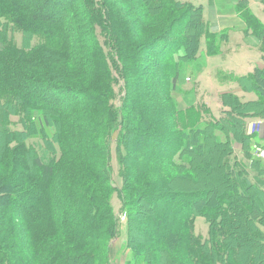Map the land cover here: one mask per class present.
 <instances>
[{
    "label": "trees",
    "instance_id": "1",
    "mask_svg": "<svg viewBox=\"0 0 264 264\" xmlns=\"http://www.w3.org/2000/svg\"><path fill=\"white\" fill-rule=\"evenodd\" d=\"M142 1L128 17L108 0H0V22L38 38L21 49L0 38V264H109L121 233L115 193L128 216L126 264H264V181L235 152L264 167L246 131L264 100L223 94L221 117L206 118L184 85L226 35L210 31L202 5ZM237 8L264 50V22L247 0ZM252 78L264 99V68ZM184 91L182 108L174 96ZM207 145L223 190H205V173L184 176ZM198 217L207 239L195 234ZM245 228L252 251L233 242Z\"/></svg>",
    "mask_w": 264,
    "mask_h": 264
},
{
    "label": "rangeland",
    "instance_id": "2",
    "mask_svg": "<svg viewBox=\"0 0 264 264\" xmlns=\"http://www.w3.org/2000/svg\"><path fill=\"white\" fill-rule=\"evenodd\" d=\"M97 1V0H95ZM188 1V0H187ZM190 2H192L194 5H204L205 6V15L207 18V13L209 11V9L211 8L210 6V2L211 0H189ZM109 4L111 3H115V6L119 7L120 9L125 8L128 9L131 8L132 10L130 14H128V17H132L134 16V12L133 10L136 7V4L143 2L142 0H132V2L134 3V5L132 7H130V5L127 4V0H108ZM117 3V4H116ZM138 7L140 8V5L138 4ZM254 14L260 18V16H262L264 14V8H258V10H253ZM123 15H120L121 19H125L122 17ZM230 35H232V30L228 31ZM99 33V31H98ZM5 37L6 41H8V43L12 44L15 43L18 49H21L23 47H28L31 44H35L38 41V38H35V36L31 35V34H27L26 32H24L23 30L13 26L12 24L6 22V19H3L0 22V38ZM76 39V38H75ZM230 41L227 42L225 44V42H223L221 44V52L214 56V57H210L208 56V58L205 60V66L206 69H204L203 73L201 74L203 76V80L200 82L199 86L197 85L196 87V79L198 77L199 74H196V72L193 69L189 70V73L192 74V78L193 80L190 79V81H186L185 85H184V89L185 91L190 94V98L191 95H193V90L195 91V97H196V101H195V106H197L201 111H204V116L206 118H210V114H213V116H215L214 114H218L217 113V109L219 108L217 103L215 101V98L218 97V92L220 90L225 89V87H221L220 85L223 83H228L230 82L231 79H235V71L233 70V57H234V53H233V49H234V41L232 36H230ZM55 57V56H54ZM160 67H167V66H162V64L160 63ZM160 67H155L154 72L156 74H158L159 72H161L162 68ZM160 68V69H159ZM213 76H217V80L213 77ZM221 78V79H219ZM231 78V79H230ZM122 83L121 82H117L115 84V96L116 97L114 99V101L119 105L120 104V95L122 94ZM220 84V85H219ZM230 88V87H227ZM197 89V91H196ZM184 91V93H177L174 96V99L176 101V103L184 108L187 106V103L190 102L189 99H187L184 95L186 94ZM187 94V95H188ZM264 105V104H262ZM261 106V105H260ZM211 111V112H210ZM219 111V110H218ZM14 122H17V117H13L12 118ZM118 134L114 133L113 134V143H112V169H111V176L113 178V182L116 186L118 187H122V178L120 177L119 174V164L117 162V155H116V140H117ZM238 145V143H234V146ZM212 145H207L206 148L204 149V151L201 153V155L197 158L196 162H194L195 165L198 161H199V165L200 168L195 169L193 171H189L187 170L185 172L186 177L191 178L192 180H195L196 182L200 181V180H204V177L201 176L203 173H205V180L208 181V185L204 187V189H208L211 190L212 189H221L223 190L224 188V181L225 178L223 177V175L221 174L222 171H220V167L219 164L217 162V156L215 154H212V150L215 149V151H218L216 149V147L212 146ZM240 148L241 146L238 145ZM239 148L235 147V152L237 153V155H239V158L242 160L243 165L245 166L246 170L252 174L253 176H255V174L258 176L257 179L259 180H263L264 181V167L259 165V168H254L252 165V160L248 157H246L245 155H243L242 153H238ZM259 152H262V155L264 154V146L261 150H258L257 148H255V146L253 147V151H252V155L256 158H261L264 161V158L258 156L257 154ZM218 153V152H217ZM222 161V160H221ZM201 170V173H200ZM192 175V176H191ZM194 177V178H192ZM203 178V179H202ZM181 183V182H179ZM178 183V184H179ZM186 185V184H184ZM262 186L264 187V184H262ZM189 189V188H186ZM112 204L115 208L116 213L121 211V201L118 197V195L115 193L112 197ZM261 208V207H260ZM261 210V209H260ZM127 214L124 217V219L120 218V227H121V231L125 230V226L127 223ZM196 225H195V234L196 235H200L202 236L203 239H207L208 235V231H209V226L208 223L206 221V219L204 217H198L196 220ZM245 234H249L248 229H237V232L235 233L236 238L233 241L234 245H237L239 242H243L246 245H249L251 248V251L254 250V244L251 243L250 240H246L244 239ZM246 241V242H245ZM129 250V249H128ZM228 258H230L228 256ZM249 264V263H247ZM262 264V263H261Z\"/></svg>",
    "mask_w": 264,
    "mask_h": 264
},
{
    "label": "crops",
    "instance_id": "3",
    "mask_svg": "<svg viewBox=\"0 0 264 264\" xmlns=\"http://www.w3.org/2000/svg\"><path fill=\"white\" fill-rule=\"evenodd\" d=\"M240 2L242 0H211V8L207 13V18L205 15L206 8L202 5L204 8V18L209 25L210 31L212 33H224L226 35V40L223 41L225 44L230 41V36H232L234 41L233 70L235 71V79L230 78V82L219 84L221 87H225V89L220 90L218 97L215 98L219 108L217 109L218 114H214L215 116L212 114V116L217 119L221 117L223 110L226 109L224 107V100H222L223 94H232L242 103L264 100L255 90V82L252 78V73L256 68H264V50L260 47L259 37L255 36L253 31L247 28L246 22L237 8ZM247 2L252 11L258 10L259 7L264 8V0H247ZM260 19L264 22V14L260 16ZM229 30H232L230 32L232 35L229 34ZM213 77L217 80V76ZM202 80L203 76L200 75L195 81L196 87L197 85L199 86ZM246 131L247 134H257V141H255L253 147L255 146L258 150L262 149L264 146V110L256 112L254 109L251 111V114L247 116ZM238 153H241L240 149ZM257 155L264 158L262 152H259ZM121 212L122 204L121 211L118 214ZM125 224V230L120 233V237L111 247L109 264H126L128 260L129 250L126 247L127 223Z\"/></svg>",
    "mask_w": 264,
    "mask_h": 264
},
{
    "label": "built area",
    "instance_id": "4",
    "mask_svg": "<svg viewBox=\"0 0 264 264\" xmlns=\"http://www.w3.org/2000/svg\"><path fill=\"white\" fill-rule=\"evenodd\" d=\"M125 216H126V215L124 214V215L122 216V219H124Z\"/></svg>",
    "mask_w": 264,
    "mask_h": 264
}]
</instances>
